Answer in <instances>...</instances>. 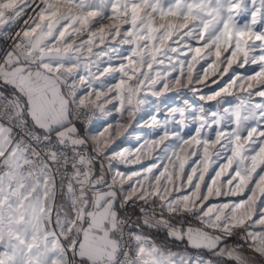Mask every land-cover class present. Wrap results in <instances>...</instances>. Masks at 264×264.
Returning <instances> with one entry per match:
<instances>
[{"label":"snow or ice","instance_id":"1","mask_svg":"<svg viewBox=\"0 0 264 264\" xmlns=\"http://www.w3.org/2000/svg\"><path fill=\"white\" fill-rule=\"evenodd\" d=\"M29 7L0 47V264H264V0H0V37Z\"/></svg>","mask_w":264,"mask_h":264},{"label":"rangeland","instance_id":"2","mask_svg":"<svg viewBox=\"0 0 264 264\" xmlns=\"http://www.w3.org/2000/svg\"><path fill=\"white\" fill-rule=\"evenodd\" d=\"M37 3H39V0H37ZM34 15H35V12L33 11V8L32 7L26 8L25 9V14L22 15V17L18 21L17 25H14L12 27L11 32L13 31V29L17 28V29L20 30L19 32H21V34H22V30L26 28V25L24 24V21L25 20H28L30 16H34ZM5 27H6V30H7V26H5ZM4 42H5V39L2 38V37H0V47L3 45ZM193 44L195 46V42H193ZM9 50H11V49H9ZM202 66L203 67H206L207 66V64H206L205 61H201L200 64L196 65L197 70H201L202 71ZM239 71L241 73H243L244 72V69H240ZM249 74H252V73H249ZM217 78L218 77H212V78L209 79L208 83L211 85V87H213V88L216 87L214 84L211 83V81H212V79H217ZM205 91H208V89H205ZM120 167L123 170L125 166L121 165ZM131 167L132 168H135L136 166H131Z\"/></svg>","mask_w":264,"mask_h":264},{"label":"clouds","instance_id":"3","mask_svg":"<svg viewBox=\"0 0 264 264\" xmlns=\"http://www.w3.org/2000/svg\"><path fill=\"white\" fill-rule=\"evenodd\" d=\"M105 107H107V105H105ZM94 110H95L94 105L88 107L87 109H80L78 112V115L76 116V119H78L81 123L87 126V124L90 122L91 119H96V118L107 119L108 118L107 115L101 116L98 111H96L95 115H93ZM122 119H123V122L125 123L130 122L128 121L127 116L123 117Z\"/></svg>","mask_w":264,"mask_h":264},{"label":"built area","instance_id":"4","mask_svg":"<svg viewBox=\"0 0 264 264\" xmlns=\"http://www.w3.org/2000/svg\"><path fill=\"white\" fill-rule=\"evenodd\" d=\"M19 31L20 30L17 28L13 29V31L11 32V36L5 40L1 47L5 50L11 49V46L18 40V38L16 37V33Z\"/></svg>","mask_w":264,"mask_h":264}]
</instances>
